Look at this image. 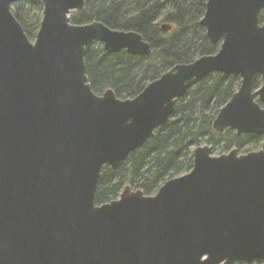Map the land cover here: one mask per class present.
I'll use <instances>...</instances> for the list:
<instances>
[{"label": "water", "instance_id": "95a60500", "mask_svg": "<svg viewBox=\"0 0 264 264\" xmlns=\"http://www.w3.org/2000/svg\"><path fill=\"white\" fill-rule=\"evenodd\" d=\"M22 1L31 0H0V264L264 261V148L215 155L200 144L192 167L155 193L126 183L95 202L102 167L117 169L211 72L240 79L213 130L264 134V0H206L199 24L217 50L173 64L126 98L95 93L84 57L96 41L106 53L151 55L139 32L73 23L85 0H38L30 39L12 12Z\"/></svg>", "mask_w": 264, "mask_h": 264}, {"label": "trees", "instance_id": "16d2710c", "mask_svg": "<svg viewBox=\"0 0 264 264\" xmlns=\"http://www.w3.org/2000/svg\"><path fill=\"white\" fill-rule=\"evenodd\" d=\"M205 3L206 0H85L83 10L71 14L73 23L99 20L114 29L135 30L153 51L148 56L132 55L124 49L106 53L101 42H94L84 57L92 90L101 93L111 88L120 98L132 97L173 64L214 53L218 43H209L204 27L199 24ZM12 12L28 38L33 39L42 15L41 2H19L12 7ZM259 20L264 23V9L259 13ZM163 23L170 28L163 30ZM260 83V76L256 74L253 88ZM238 85V76L222 72H211L193 82L152 138L129 152L117 169L109 165L102 167L95 202L116 198L126 183L140 188L144 194H153L166 179L188 171L193 163V148L205 142L221 146L223 150L234 145L240 152L264 148V134H237L229 129L216 132L212 128L219 108ZM237 264H264V261Z\"/></svg>", "mask_w": 264, "mask_h": 264}, {"label": "rangeland", "instance_id": "374dc122", "mask_svg": "<svg viewBox=\"0 0 264 264\" xmlns=\"http://www.w3.org/2000/svg\"><path fill=\"white\" fill-rule=\"evenodd\" d=\"M19 3V2H18ZM15 4H17V3H15ZM15 4H13V6L15 5ZM75 14V13H74ZM205 143H207V142H205ZM208 144H210V143H208ZM210 145H212V144H210ZM232 148L233 147H235L234 145H232L231 146ZM230 147V148H231ZM257 149H259V148H257ZM227 150H229V149H225V150H223V148L221 147V146H213L212 145V153L213 154H215V155H217V154H220V153H222V151H227ZM243 150H245V149H241V152H244ZM254 150H256V149H254ZM238 151H240V150H238ZM132 187V186H131Z\"/></svg>", "mask_w": 264, "mask_h": 264}]
</instances>
